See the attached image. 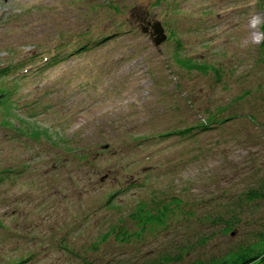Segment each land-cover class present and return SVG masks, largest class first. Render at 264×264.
Returning a JSON list of instances; mask_svg holds the SVG:
<instances>
[{
	"label": "rangeland",
	"instance_id": "rangeland-1",
	"mask_svg": "<svg viewBox=\"0 0 264 264\" xmlns=\"http://www.w3.org/2000/svg\"><path fill=\"white\" fill-rule=\"evenodd\" d=\"M263 21L264 0H0V264H192L256 243ZM142 205L168 212L142 224Z\"/></svg>",
	"mask_w": 264,
	"mask_h": 264
},
{
	"label": "trees",
	"instance_id": "trees-1",
	"mask_svg": "<svg viewBox=\"0 0 264 264\" xmlns=\"http://www.w3.org/2000/svg\"><path fill=\"white\" fill-rule=\"evenodd\" d=\"M261 30L263 32L264 36V21L261 25ZM88 32L85 30L84 32L79 33L78 35H87ZM117 34V33H116ZM113 34V35H116ZM113 35H108L102 38L99 42H93L92 40H89L90 42H84V43H73V42H59L55 44V50H54V57L53 60L60 59V57L63 55L65 48H72L75 47L77 51L82 52L84 49H89L94 44L101 45L105 41H107L110 37ZM59 37V36H58ZM264 42V39H263ZM62 48V49H61ZM67 53V52H66ZM71 54V53H70ZM179 62L187 68H194L199 69L202 71H206V67L202 66L201 64H196L193 62L192 59H179ZM12 69L11 65H7L5 67L0 68V89L2 86H4V82H1V79L4 75V73L10 72ZM12 71V70H11ZM14 71V68H13ZM6 92H13V89H8ZM213 118V119H212ZM209 117L206 121L207 123H202L201 126L206 128L208 125H214L216 123V120L214 117ZM187 131H190L188 129ZM31 132H33L34 136L39 135V131L37 129H33ZM249 199H258L264 197V178L259 180L256 187H253L250 189L249 192H247ZM112 197V196H111ZM111 197L108 199L110 201ZM137 208H140L139 212L136 213L135 217L138 218L139 222L142 224H146L147 222H154L155 224H160L162 221L161 216H166L168 212V208H164L163 210L159 211L158 213H153L150 210L146 209L145 206H139ZM179 258L171 257L170 255H165L161 258V261H157L158 264H167L174 261H177ZM192 264H264V233L259 234V239L254 244H249L244 247H241L239 250L235 252H231L226 254L223 257L211 259L209 261H203V260H196Z\"/></svg>",
	"mask_w": 264,
	"mask_h": 264
},
{
	"label": "water",
	"instance_id": "water-1",
	"mask_svg": "<svg viewBox=\"0 0 264 264\" xmlns=\"http://www.w3.org/2000/svg\"><path fill=\"white\" fill-rule=\"evenodd\" d=\"M152 26H153L152 28H154V32L158 34L155 38H153V40L156 45H159L161 42H163L166 39V34L164 33L163 27L160 22H156Z\"/></svg>",
	"mask_w": 264,
	"mask_h": 264
},
{
	"label": "bare ground",
	"instance_id": "bare-ground-1",
	"mask_svg": "<svg viewBox=\"0 0 264 264\" xmlns=\"http://www.w3.org/2000/svg\"><path fill=\"white\" fill-rule=\"evenodd\" d=\"M256 17H257V16L254 17V21H256V20H255ZM253 27L255 28V25H254Z\"/></svg>",
	"mask_w": 264,
	"mask_h": 264
}]
</instances>
